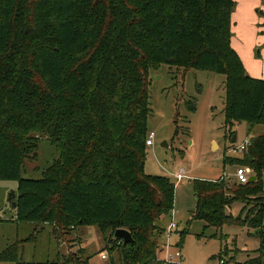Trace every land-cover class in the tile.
<instances>
[{"label": "trees", "instance_id": "obj_1", "mask_svg": "<svg viewBox=\"0 0 264 264\" xmlns=\"http://www.w3.org/2000/svg\"><path fill=\"white\" fill-rule=\"evenodd\" d=\"M236 5L0 0V181H17L14 213L0 221L48 223L55 233L95 226L104 249L115 251L110 264H160L156 236L164 229L157 222L173 211L176 184L145 170L149 70L168 64L224 74L229 130L238 122L264 125V78L251 76L232 46ZM43 140L54 156L33 169L37 177L25 176ZM250 140L242 157L224 162L251 167L256 180L194 179L191 220L216 228V237L225 227L243 228L259 245L237 264H264V132ZM117 229L134 241L116 238ZM180 234L182 241L187 231ZM35 240L10 243L0 262L21 264L20 249ZM226 247L219 254L225 264Z\"/></svg>", "mask_w": 264, "mask_h": 264}, {"label": "rangeland", "instance_id": "obj_2", "mask_svg": "<svg viewBox=\"0 0 264 264\" xmlns=\"http://www.w3.org/2000/svg\"><path fill=\"white\" fill-rule=\"evenodd\" d=\"M259 15L264 17V14ZM260 35L262 43L257 42L256 52L251 58L256 60L258 70L262 71L264 33ZM149 79L151 115L148 125L149 134L154 132L155 135L153 144L147 148L145 170L149 174L167 176L176 184L174 209L157 222L165 228L163 233L156 236L161 249L160 258L164 260L168 253L179 246L184 256V264H219V254L226 245L224 257L227 264L244 261L247 253L258 247L257 238L248 236L246 230L237 226L219 230L216 237L213 236L217 232L216 228L206 227L203 220H191L196 203L193 180H216L225 177L227 180L236 181L235 173L240 165L230 162L226 164L225 156L233 159L242 157L243 152L237 151L235 145H239L247 137L263 133L264 125L251 127L247 122H238L229 130L224 112V74L195 68L185 70L161 64L149 70ZM231 131L237 135L235 144L229 140ZM164 142L167 147L162 145ZM54 152V147L47 140H43L39 148V159L26 162L25 169L29 173L24 175L37 177L38 174L33 169L50 163ZM179 171H184L185 175L181 180L176 176ZM16 186L17 181H0L2 218H7L13 212L8 197ZM240 207L234 206V214L238 213ZM172 221L178 223V228L169 234L168 227ZM28 225H32L28 227V231H31L33 224ZM82 230H86L83 240ZM35 231L36 241L30 244V249L35 248L39 252L38 257L43 259L46 258L45 252L50 254L51 260L55 259L58 240L61 247L66 249L65 254L58 256L63 261L77 258L80 264H110L109 259L115 253L104 249L103 235L95 226H79L66 233L58 230L55 234L51 224H40ZM181 231H187L182 241ZM7 236L6 234L5 238ZM103 254L107 257L103 258ZM85 259H88L87 263ZM160 264H164L163 261L160 260Z\"/></svg>", "mask_w": 264, "mask_h": 264}, {"label": "crops", "instance_id": "obj_3", "mask_svg": "<svg viewBox=\"0 0 264 264\" xmlns=\"http://www.w3.org/2000/svg\"><path fill=\"white\" fill-rule=\"evenodd\" d=\"M236 2L237 5L235 11L232 14V32H233L232 46L242 58L243 63L247 69V72L253 77L264 78V70L262 71L258 70L256 65V60L254 58H251L256 52L255 50L257 48V42L258 41L260 42L262 40L260 34L263 35L264 33V26H262L264 24V17H261V15H259L260 11L264 13V2L262 0H236ZM260 43H262V41ZM13 213L14 210L13 212L10 213L9 216L12 217ZM28 224H33V229L31 230L33 232L28 231V227L30 228L32 226ZM40 224H48V223H31V222H20L15 220L0 222V251L10 243L16 241L17 239H25L29 236H32L33 234H36L37 231V230L35 231L36 226ZM163 229L165 228L163 227ZM85 232L86 230L85 231L82 230V236H81L82 240ZM53 233H55L54 230ZM6 234L8 235L7 238H5ZM30 244H32V242L25 243V245L22 246V248L19 251V261L21 262V264H41L45 261H56L55 259L60 260L61 264H65L64 263L65 260L63 261L58 257L59 254L62 255L65 254L66 252V249L64 247H61L62 245L60 244L59 240H58V253L55 259L52 260L50 258V254H46V252H45V257H46L45 259L38 257L39 252H37L35 248L33 250L30 249ZM27 255H30V257H28ZM159 256H161L160 253ZM0 264H17V263L0 262Z\"/></svg>", "mask_w": 264, "mask_h": 264}, {"label": "built area", "instance_id": "obj_4", "mask_svg": "<svg viewBox=\"0 0 264 264\" xmlns=\"http://www.w3.org/2000/svg\"><path fill=\"white\" fill-rule=\"evenodd\" d=\"M154 132L150 133L147 139V145H152L154 142ZM251 144L250 137L244 139L242 143L239 145H235L236 150L239 152H244V150ZM236 179L239 183H247L250 181V177L253 175V170L249 166H240L236 169ZM177 179L181 180L184 178V171H179L177 174ZM178 228V223L172 221V223L168 227L169 234ZM103 258H106L107 255L103 254ZM158 260L163 261L164 264H184V256L181 248L178 246L173 252L168 253L164 260L158 256ZM219 264H225L223 259H219Z\"/></svg>", "mask_w": 264, "mask_h": 264}, {"label": "water", "instance_id": "obj_5", "mask_svg": "<svg viewBox=\"0 0 264 264\" xmlns=\"http://www.w3.org/2000/svg\"><path fill=\"white\" fill-rule=\"evenodd\" d=\"M236 138H237V135L234 134L232 137L233 143H235ZM162 145L166 146V147L168 146L166 142L162 143ZM256 178H257L256 175H252L250 177V181H254V180H256ZM15 196H16V192H15V190H13V191H11V193L9 194V197H8V200L12 203L13 207H16V201L14 200ZM115 237L121 238L124 241V243H129V242L134 241L132 234L126 229H117L115 231Z\"/></svg>", "mask_w": 264, "mask_h": 264}]
</instances>
